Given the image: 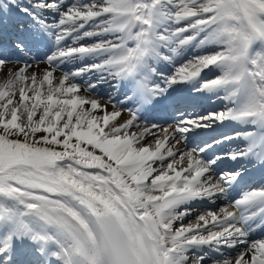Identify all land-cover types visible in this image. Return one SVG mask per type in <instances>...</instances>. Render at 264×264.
<instances>
[{"label":"snow or ice","instance_id":"1","mask_svg":"<svg viewBox=\"0 0 264 264\" xmlns=\"http://www.w3.org/2000/svg\"><path fill=\"white\" fill-rule=\"evenodd\" d=\"M0 24V264H264V0H0Z\"/></svg>","mask_w":264,"mask_h":264}]
</instances>
